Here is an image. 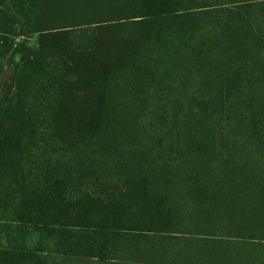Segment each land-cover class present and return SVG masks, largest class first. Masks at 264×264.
Returning a JSON list of instances; mask_svg holds the SVG:
<instances>
[{
  "label": "rangeland",
  "instance_id": "rangeland-1",
  "mask_svg": "<svg viewBox=\"0 0 264 264\" xmlns=\"http://www.w3.org/2000/svg\"><path fill=\"white\" fill-rule=\"evenodd\" d=\"M26 9L2 8L14 23L0 32V264H264V139L253 132L264 118V0H183L160 31L127 19L113 32L128 37L129 61L89 65L88 94L58 76L96 31L51 38L32 30L34 13L40 25H80L101 8ZM19 154L26 181L112 198L125 224L104 244L79 224L34 227L5 161Z\"/></svg>",
  "mask_w": 264,
  "mask_h": 264
},
{
  "label": "trees",
  "instance_id": "trees-1",
  "mask_svg": "<svg viewBox=\"0 0 264 264\" xmlns=\"http://www.w3.org/2000/svg\"><path fill=\"white\" fill-rule=\"evenodd\" d=\"M36 1L30 0L31 4H28L26 0H11L18 9L26 7L28 12H33ZM92 1L97 7L101 8V11L96 15L98 18L83 16L80 25L51 24L48 27L40 25L37 21L40 18V14L36 12L34 13L35 22L32 27L34 32L41 33L54 30L49 37L58 39L65 37L67 29L72 27L84 26L85 31H91L92 33L96 31L97 36L92 44V48L84 51L79 50L82 52L76 54V59L65 64L58 76L59 78H63L66 89L69 88L71 91L72 87H74L76 88L75 90L87 92V94L92 88L91 81L89 82L86 75L89 65L101 70L100 72L112 71L115 68L125 66L131 57L132 46L128 37L115 34L113 29L123 26L127 19L140 18L147 25V29L150 27L151 29L160 31V28L164 25L178 18L176 9L181 8L183 5V0ZM6 2L7 0H0V20L5 23L3 29L0 27V32L10 34L7 32H11L14 18L2 10L6 6ZM108 7L110 8L109 11L106 10ZM21 14L24 16L25 11ZM56 20V22L62 21L60 18ZM31 59L34 63H38V65L43 64V59L38 57V54L33 55ZM21 77L18 72L13 75L11 81L16 82L15 86L21 82ZM99 78L97 77V79ZM17 104V102L14 103L15 107ZM10 105L11 103L8 102V110H15L17 112V108ZM253 132L258 137L264 139V118L257 120ZM4 152L3 156H6L8 149H4ZM21 160L22 156L20 154L13 162L5 158L7 167L14 164V167H12L15 179L14 193L19 199H28L35 206V217L31 223L34 227L57 226L67 228L80 225L83 230L91 233L95 243L104 244L106 240L111 238L125 224L123 220L125 211L120 202L112 198L103 200L98 196L82 191L71 196L67 192L66 181L63 179H55L46 184L34 180L31 182L26 181L22 172L23 164ZM163 220L159 219L157 223H162ZM152 221V217L148 218V222L156 224V222Z\"/></svg>",
  "mask_w": 264,
  "mask_h": 264
}]
</instances>
